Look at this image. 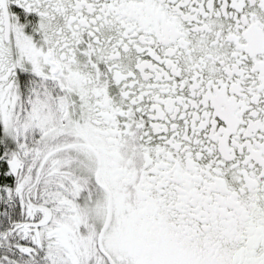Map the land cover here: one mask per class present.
Masks as SVG:
<instances>
[{"label": "snow or ice", "instance_id": "1", "mask_svg": "<svg viewBox=\"0 0 264 264\" xmlns=\"http://www.w3.org/2000/svg\"><path fill=\"white\" fill-rule=\"evenodd\" d=\"M0 264H264V0H0Z\"/></svg>", "mask_w": 264, "mask_h": 264}]
</instances>
